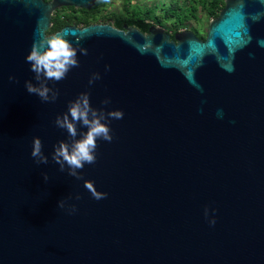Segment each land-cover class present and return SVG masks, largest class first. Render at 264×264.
I'll return each mask as SVG.
<instances>
[{
    "label": "water",
    "instance_id": "1",
    "mask_svg": "<svg viewBox=\"0 0 264 264\" xmlns=\"http://www.w3.org/2000/svg\"><path fill=\"white\" fill-rule=\"evenodd\" d=\"M222 2L199 39L155 25L48 35L56 10L100 0H0V264H264V0ZM56 34L87 55L47 81L58 96L42 102L24 87L37 84L25 57ZM82 92L124 115L76 179L51 153L68 140L55 117ZM34 136L46 165L30 156ZM86 181L107 197L93 199Z\"/></svg>",
    "mask_w": 264,
    "mask_h": 264
},
{
    "label": "clouds",
    "instance_id": "2",
    "mask_svg": "<svg viewBox=\"0 0 264 264\" xmlns=\"http://www.w3.org/2000/svg\"><path fill=\"white\" fill-rule=\"evenodd\" d=\"M77 51L82 55H87V49L80 47L77 41L75 46L62 34H56L48 38L33 42L30 52L25 57V61L30 64V71L33 72L37 84L30 81L24 82V87L29 94H35L42 102H54L58 96V90L49 88L47 81L59 82L65 79L67 73L74 67H79ZM108 70V66H105ZM99 73H92L89 78V85L99 80ZM9 81L18 82L12 75ZM102 104L110 103L109 99L101 101ZM123 112L120 110H111L105 113L104 109L93 108L90 104L89 95L86 92L80 93L75 100L69 101L67 111L57 115L54 120L56 127L66 130L68 140H61L53 145L51 159L59 165V171L65 170L69 176L81 179V173L78 170L84 168L85 164H94L96 162L97 140L111 142L113 136L108 126L110 119H122ZM77 125L86 128L87 131L79 133ZM43 144L39 137L32 138L30 156L37 165L48 164V157L43 152ZM45 182L49 177L47 173H42ZM84 187L91 193L95 200L105 199L107 193L97 191L93 182H85ZM75 199H80L77 194ZM57 206L65 209L69 214L77 211L74 204H67L65 200L58 201ZM205 217H208V209H205ZM210 225L215 224L214 218H209Z\"/></svg>",
    "mask_w": 264,
    "mask_h": 264
},
{
    "label": "trees",
    "instance_id": "3",
    "mask_svg": "<svg viewBox=\"0 0 264 264\" xmlns=\"http://www.w3.org/2000/svg\"><path fill=\"white\" fill-rule=\"evenodd\" d=\"M201 1L203 5V12L202 18H215L219 12V10L223 6L222 0H198ZM197 1V2H198ZM196 2V1H195ZM175 1H172V4ZM129 0H123L122 2V10L123 13H116V12H108L106 15H102V20H108V25L115 27L117 29H121V25L125 24L126 26L134 27L141 33H146L147 28L152 25V22H158L159 19H172L173 22L177 23L181 22L184 18L183 15L190 16L196 23L199 22V19L195 16L196 8L193 3L185 2L186 4L183 6H178V9L174 12H167L163 10L162 15H149L147 12L148 9H144V12H135L131 8L128 9ZM104 5L103 0H100V9L94 11H85L82 9H74L72 7H63L56 10L50 17V26L48 28V35L57 32L61 27L66 25H79L80 27L87 26L89 24H97L94 22L95 18L98 17V13L102 11V6ZM58 11L65 12L69 11L70 13H61L59 14ZM101 15V14H100ZM194 22V23H195ZM106 23V22H100ZM192 33L199 39H202L201 36H197L196 29H191ZM174 31L169 34V37L172 38Z\"/></svg>",
    "mask_w": 264,
    "mask_h": 264
},
{
    "label": "rangeland",
    "instance_id": "4",
    "mask_svg": "<svg viewBox=\"0 0 264 264\" xmlns=\"http://www.w3.org/2000/svg\"><path fill=\"white\" fill-rule=\"evenodd\" d=\"M172 1H175V3L172 4ZM185 2H191L194 4L196 11L195 16L199 19V22L196 23L190 16L183 15V19L181 22L175 23L172 19H159L156 23L155 21L152 22V25H155L157 27H160L163 29L164 32L170 34L173 31L179 32V31H191L192 28L196 29L197 36L204 37L208 21L211 20V18L204 19L202 18V8L203 5L201 4V1L198 0H129L128 9L131 8L133 10H136L135 12H144V9H148L147 12H149V15H162L163 10L167 12H174L178 9V6H184L186 4H183ZM196 1V2H195ZM198 1V2H197ZM104 5L102 6V11L99 12L98 17L95 18L94 22L97 24H107L109 23L108 20L103 21L102 15H106L108 12H116V13H123L122 10V2L123 0H103ZM59 14L61 13H70L69 11L61 12L58 11ZM145 13V12H144ZM101 14V15H100ZM100 22H106V23H100ZM195 22V23H194ZM76 27H80L77 25Z\"/></svg>",
    "mask_w": 264,
    "mask_h": 264
},
{
    "label": "flooded vegetation",
    "instance_id": "5",
    "mask_svg": "<svg viewBox=\"0 0 264 264\" xmlns=\"http://www.w3.org/2000/svg\"><path fill=\"white\" fill-rule=\"evenodd\" d=\"M122 25H125V24H122ZM122 25H121V26H122ZM202 38H203V37H202Z\"/></svg>",
    "mask_w": 264,
    "mask_h": 264
}]
</instances>
